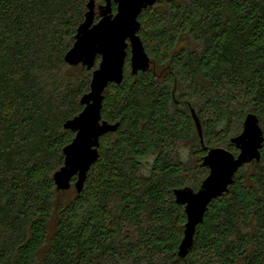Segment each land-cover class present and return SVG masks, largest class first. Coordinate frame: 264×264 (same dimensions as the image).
Listing matches in <instances>:
<instances>
[{
    "label": "trees",
    "instance_id": "1",
    "mask_svg": "<svg viewBox=\"0 0 264 264\" xmlns=\"http://www.w3.org/2000/svg\"><path fill=\"white\" fill-rule=\"evenodd\" d=\"M87 0H0V264H264V141L210 201L190 250L177 254L184 205L206 148L236 154L247 113L264 135V0H156L138 15L150 59L103 91L100 137L82 190L53 174L83 108L92 69L64 54ZM94 21L105 0H94ZM112 11L116 3L112 1ZM201 126V145L190 109ZM188 145L184 158L181 150Z\"/></svg>",
    "mask_w": 264,
    "mask_h": 264
},
{
    "label": "water",
    "instance_id": "2",
    "mask_svg": "<svg viewBox=\"0 0 264 264\" xmlns=\"http://www.w3.org/2000/svg\"><path fill=\"white\" fill-rule=\"evenodd\" d=\"M112 1L116 11H112ZM156 0H105L98 7L99 19L94 21V0H87L83 21L77 26L74 41L64 54L69 65L81 64L92 69L96 57L99 62L92 69L89 91L82 95V110L64 122L63 127L74 132L72 142L65 145L63 165L53 174L57 190H67L71 186L80 192L90 166L98 157L99 139L112 132L118 123H109L101 118L103 91L109 83L119 84L123 79L125 59L129 52L130 71H146L150 59L144 50L138 31V15L142 10L154 5ZM199 140L203 145L202 131L198 117L190 109ZM264 135L254 113H247L242 121L241 132L230 138L238 148L236 154L224 147L206 148L201 156L203 167L208 169L198 189L189 186L173 189L175 202L184 205L185 223L183 235L177 246V254L184 257L190 250L196 226L202 222L210 201L226 193L233 184L234 176L246 163L258 161L263 148Z\"/></svg>",
    "mask_w": 264,
    "mask_h": 264
},
{
    "label": "rangeland",
    "instance_id": "3",
    "mask_svg": "<svg viewBox=\"0 0 264 264\" xmlns=\"http://www.w3.org/2000/svg\"><path fill=\"white\" fill-rule=\"evenodd\" d=\"M189 148H188V145H186V146H184V148H182V150H181V155H182V157H186L188 154H189Z\"/></svg>",
    "mask_w": 264,
    "mask_h": 264
},
{
    "label": "flooded vegetation",
    "instance_id": "4",
    "mask_svg": "<svg viewBox=\"0 0 264 264\" xmlns=\"http://www.w3.org/2000/svg\"><path fill=\"white\" fill-rule=\"evenodd\" d=\"M195 129H196V127H195Z\"/></svg>",
    "mask_w": 264,
    "mask_h": 264
}]
</instances>
